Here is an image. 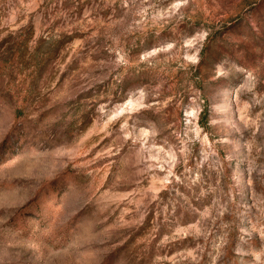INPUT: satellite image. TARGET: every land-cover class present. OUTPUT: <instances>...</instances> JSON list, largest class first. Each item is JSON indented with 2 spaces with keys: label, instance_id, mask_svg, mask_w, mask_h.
<instances>
[{
  "label": "rangeland",
  "instance_id": "374dc122",
  "mask_svg": "<svg viewBox=\"0 0 264 264\" xmlns=\"http://www.w3.org/2000/svg\"><path fill=\"white\" fill-rule=\"evenodd\" d=\"M0 264H264V0H0Z\"/></svg>",
  "mask_w": 264,
  "mask_h": 264
}]
</instances>
